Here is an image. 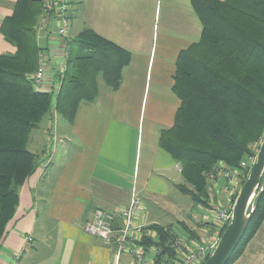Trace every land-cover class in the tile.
<instances>
[{
  "label": "crops",
  "instance_id": "obj_1",
  "mask_svg": "<svg viewBox=\"0 0 264 264\" xmlns=\"http://www.w3.org/2000/svg\"><path fill=\"white\" fill-rule=\"evenodd\" d=\"M42 1L45 6L63 0ZM17 2L0 0V55L17 52L1 31ZM68 3L67 37L58 34L53 15L42 12L36 27L43 48L39 63L45 70L44 87L59 83L67 40L84 29L130 52L132 60L119 90L101 88L95 102L81 104L65 129L67 140L54 147L47 165L41 163L48 146L47 127L33 134L29 147L39 155V166L20 190L19 207L0 246V264H114L115 245L89 235L84 226L102 208L118 216L120 228L119 215L128 207L133 189L142 202L136 225L143 229L134 232V239L146 248L147 263L177 264L175 239L163 247L155 245L162 238L152 226L176 235L190 250L214 230L209 206L181 191L185 187L192 192L193 187L184 179L181 165L159 144L161 131L175 125L182 104L173 91L178 57L200 42L203 25L191 0ZM206 180L210 204L219 196ZM120 264L137 263L123 254ZM232 264H264V221Z\"/></svg>",
  "mask_w": 264,
  "mask_h": 264
},
{
  "label": "trees",
  "instance_id": "obj_2",
  "mask_svg": "<svg viewBox=\"0 0 264 264\" xmlns=\"http://www.w3.org/2000/svg\"><path fill=\"white\" fill-rule=\"evenodd\" d=\"M191 2L203 25L202 38L178 57L173 91L182 104L175 125L161 131L159 144L193 187L181 191L209 206L207 174L220 164L240 168L264 138V0ZM44 10L42 0H18L1 29L17 52L0 55V246L19 207L20 190L39 166L38 154L29 147L33 134L53 112L73 124L81 104L100 95L99 78L107 89L119 90L132 60L130 52L84 29L67 40L59 85L37 89L32 77L43 48L36 27ZM263 221L264 194L227 264L240 256ZM152 228L162 238L157 246L177 239L159 226Z\"/></svg>",
  "mask_w": 264,
  "mask_h": 264
},
{
  "label": "built area",
  "instance_id": "obj_3",
  "mask_svg": "<svg viewBox=\"0 0 264 264\" xmlns=\"http://www.w3.org/2000/svg\"><path fill=\"white\" fill-rule=\"evenodd\" d=\"M69 3L63 0L60 4L49 3L45 5L44 14L53 15L59 22L58 34L61 37H67L70 26L68 16ZM68 48L66 49V54ZM32 79L37 89H45L44 79L45 70L43 63H39L37 72ZM257 153L253 152L240 164V168L232 169L220 164L214 171L207 174L210 187L219 199H213L209 204V221L214 230L208 233L201 243L196 244L195 249L190 250L182 239H175L173 247L179 256L177 264H204L209 255L215 249L222 231L227 228L232 218V211L238 194L257 159ZM244 171H248L245 175ZM223 180V184L220 181ZM222 195V196H220ZM141 199L136 189H133L129 205L120 215L122 226L116 227L118 216L107 212L102 208L94 211L93 217L84 226V231L89 235L101 239L106 245H115L116 256L114 264H120L123 254L133 257L137 264L147 263L146 248L137 243L134 239V232L141 233L142 227L136 225L138 209L141 206Z\"/></svg>",
  "mask_w": 264,
  "mask_h": 264
},
{
  "label": "water",
  "instance_id": "obj_4",
  "mask_svg": "<svg viewBox=\"0 0 264 264\" xmlns=\"http://www.w3.org/2000/svg\"><path fill=\"white\" fill-rule=\"evenodd\" d=\"M264 194V138L235 201L232 218L215 249L204 264H227L242 241L250 221Z\"/></svg>",
  "mask_w": 264,
  "mask_h": 264
},
{
  "label": "rangeland",
  "instance_id": "obj_5",
  "mask_svg": "<svg viewBox=\"0 0 264 264\" xmlns=\"http://www.w3.org/2000/svg\"><path fill=\"white\" fill-rule=\"evenodd\" d=\"M71 46H72L73 49H75V45L74 44H71ZM99 83H100V87L101 88L106 87L101 78H99ZM58 85H59V83H56V86H58ZM68 126H69V124L61 116H59L58 114H56L54 112L50 116H47L44 119V121L41 123V130H42L43 127H45V128L47 127V129H46V131H47L46 132V138L48 140L47 149L44 150V154H43V157H42V160H41V163L43 165H47L48 161L51 159L54 147L57 148L58 146L63 145L64 142L67 140V138L64 137L65 136L64 132L66 131L65 129ZM35 141L40 142L39 139H38V136H37V139H35ZM260 145H261V143H260ZM260 145H258V146L254 145L252 147V151L253 152L258 151ZM220 184H223V180L220 181ZM220 196H222V195H220ZM191 212L194 213V209H192ZM183 232L184 231L180 229V234L181 235L183 234Z\"/></svg>",
  "mask_w": 264,
  "mask_h": 264
}]
</instances>
